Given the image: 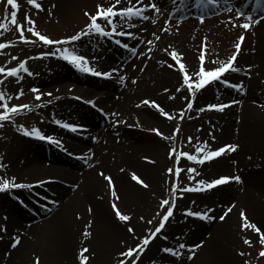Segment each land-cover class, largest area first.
I'll return each mask as SVG.
<instances>
[{"label":"bare ground","instance_id":"obj_1","mask_svg":"<svg viewBox=\"0 0 264 264\" xmlns=\"http://www.w3.org/2000/svg\"><path fill=\"white\" fill-rule=\"evenodd\" d=\"M236 0H231L230 6L233 5V2ZM242 3H245L246 0H240ZM52 2H59L61 6L63 7L61 11L62 13V19L63 20H77L81 24L86 19L79 15L77 13V7L82 6L83 8L89 7L91 9H94L93 12L96 10V5L99 3H105L107 6L108 0H52ZM137 0H133V4H136ZM20 4H23L22 2ZM59 5V4H58ZM165 8H169V2L164 1L163 3ZM141 6V5H140ZM122 7V5H121ZM237 9V8H236ZM234 11V10H233ZM231 13L233 14L234 18H231ZM226 13L222 16V18L211 20L209 22L208 28H212L215 23L222 24L225 28L228 27L229 21L233 22L235 19V13ZM164 22V19L161 17H151V21L148 22L147 30L143 29V32L147 38V45L148 41L155 37V35L161 33L162 24ZM88 23V22H87ZM197 24L201 25V23L197 22H189L188 24L184 25L182 33L178 34L175 38H169L165 37V40L167 43H173L177 49V51L182 54L183 59L185 63L188 65V67L193 68L195 61L192 57L193 52H195V49L197 46H193L191 50H188L183 46V44L186 45H198L199 41L203 38L202 32L203 30H199L195 28ZM85 25V24H84ZM192 25V26H191ZM191 26V27H190ZM40 32L44 33L47 36L52 37L53 35H49L48 31H52V27L50 29H40ZM155 33V35H153ZM225 34V35H224ZM234 30L224 29L222 31L221 35H218L215 37V41H209L208 44L214 45H222L221 51L223 55L216 56L218 60H220L223 56L226 55L228 50H230L231 46H235L234 40ZM165 34H163L164 36ZM248 36L250 38V41L252 43L248 44L250 45V49L248 47L243 48V54L249 53V57L252 58L255 62L254 69L261 68L262 71H264V21L260 23L259 25H254V28L249 31ZM54 37V36H53ZM233 41V45H231V42ZM23 44V43H22ZM172 45V44H171ZM230 45V46H229ZM174 47V46H173ZM22 48H25V46H22ZM28 48V46H27ZM38 48V47H37ZM7 51V50H5ZM20 52V50H19ZM32 53L35 51H31ZM213 53V52H212ZM160 54H164L163 48H160ZM105 58L107 61H116L117 57L105 53ZM162 55V57L164 56ZM10 53H6L5 57L8 59L10 57ZM156 50L152 51L151 58L153 62L156 60ZM168 57L170 55H167ZM98 57H102V54ZM245 61H249L248 58H245ZM146 66V67H145ZM131 67V66H130ZM150 66L148 65V58H144L142 62V68L145 69V72L148 70ZM153 66H151L150 69H152ZM172 70V71H171ZM175 69L168 68L164 66V70H162L161 65L155 69L154 72L147 73V75L141 76V85L137 88L136 93L137 94H144L149 93L156 99L160 100L162 104L166 106V109H171L172 104L168 102V97L164 96L162 93L161 96H157V92L161 85H169L171 88H174V85L179 80L178 75L175 73ZM170 71V72H167ZM144 72V73H145ZM141 73L136 72L135 75H138ZM257 73L251 74L252 81H250V91H254L257 87L256 82H253L254 79H256ZM51 78H53L54 81L60 80V84H63L62 87H59L57 89L52 90H46L42 91V93H45L43 98L48 101H52V97H60V96H70V90H72V87L74 83L78 82H84L82 78H79L77 76H70L67 74L66 71H63L61 73H52L50 75ZM74 78V79H73ZM51 82V81H50ZM154 83V85H152ZM11 81L7 80L5 82V85L7 88H10ZM12 88V86H11ZM109 89L111 92L117 91V86L115 84L107 83L106 87H99V89ZM51 92L52 96L46 95L47 93ZM82 92V87L77 86V89L73 90V95H79ZM98 95V94H96ZM89 96V95H88ZM87 96V97H88ZM90 97V96H89ZM180 96L178 95V98ZM203 98H205L206 101L210 100V96H206L203 94ZM103 100L102 104L104 105V102L106 103V108L110 109H117V111L123 112L125 117L129 119L131 123H135L136 121L142 122L143 124H147L146 126H150L152 124L159 125L163 130H168L170 128V125L168 122H164L163 120L159 119V117L153 113L152 110H144V109H135L134 107L130 106L131 103V97L128 99L129 103L126 102H119L116 103L110 99V95L106 96V98L101 99ZM145 100V99H144ZM69 104V101H66V104ZM70 105V104H69ZM70 107H73L72 109L73 114L76 115L77 119L85 120V121H95L97 118L99 120V123L101 121V117L97 114H95L92 111H86L87 113H79L85 111L82 109V111H77V106H74V104H71ZM253 106H251L249 103H246L245 108V115L244 118L247 119V121L251 124L250 119H253L251 117V113H253ZM247 116V117H246ZM80 117V118H79ZM259 118V122L262 121V116L257 117ZM264 118V117H263ZM149 119L154 120L153 122H150ZM256 122V120H255ZM99 123L97 124V127L94 128V130L98 129ZM253 125V124H252ZM256 124L253 126H249L248 130L245 133H242L240 135V145L241 149L238 154V165L237 167L233 168V170H247V172L251 173L252 178L255 180L253 181L251 178L247 177V180L245 178V184L241 186H232L230 185L224 192H221L220 190L219 196H216L217 200L221 199H234L236 197L240 204L244 206L246 209V213H249V216L256 218L260 216V214L257 212V209L260 206V200L262 197H264V164L261 165L259 168L254 169V172L248 171L249 169L246 168V166L249 164L251 167L260 165V157L261 153H264V142L262 144V141H264V138L262 141H259L258 139V133L260 135L264 136V131H259V128L255 127ZM151 127H154L153 125ZM119 131H124L129 134V136H126L124 134L125 138V146L124 147H117L118 144L116 143V147L112 144V137L109 135L110 140V149L112 152L116 153V157L114 162L112 160H109V163L105 159L94 160L90 162L92 165L91 168L87 166L86 169V176L81 179L79 177L74 176V167H72V162H68L67 159L62 158L60 155L56 153H52L51 161L53 164H51L48 167H45L42 165L43 158L38 154V152H35L34 157L32 160L27 159L26 167H23L19 170L24 174L23 178L30 177L31 179L40 178L45 175H58L62 176L64 180L69 181L70 185L65 189L62 187H58L59 185H51L48 186L49 190L52 191L54 188L59 190L58 195H54V199L59 201H62V205L57 207V211L54 215L51 216V218L46 217V213L43 211H36L35 213L28 214L27 212H17V207H13L12 202H7V200L4 199V197L7 196H0V211H2L1 215H5V220L1 219V223L3 226H6L7 232H23V238L24 240L21 242H25L23 244L27 247L25 250L19 254L20 250L22 248H17V250L14 251L18 255V258L16 261H13L11 263L13 264H35L37 258H33V261L31 263L28 262V252L26 250H29L31 248H34L35 244H29L26 239V236H35L37 242L39 241V244L37 245V248L45 243L46 249L50 250L54 248L55 254H58L59 258V264H62L61 260L62 258L67 259L68 261L65 262L66 264H77V254L81 246H87L93 250L94 257L92 259L91 264H106L108 260L114 259L116 255L120 254L119 252H116L118 250V243L116 242H125L126 246L130 244V241H132V237L124 232L122 222H120L115 216L111 218L109 215L107 206L105 204L106 201V194H105V185L104 184V177L100 176L99 173L103 172L104 174L111 175L113 182H115V187L117 190L118 195L120 196L119 206L120 209L126 212L128 215L133 216V222L139 226V224L136 222L139 218L144 217V215L152 214V211L154 212V217L156 212L159 210V208L154 207L152 205L154 202H151L149 199V192H145L147 190L151 189V186L154 190L157 192H164V190L167 188L166 180L165 178H162L161 176V170L154 169L152 166L141 164L138 161V157H135L136 152L139 151V153H142V151H148L152 155H154L158 161V165L161 168L162 166H166L169 162L166 159V156L163 155L164 148H166L165 142H154L150 140L149 136L142 135L135 131H127L125 128L121 127ZM261 132V133H260ZM154 142V143H153ZM68 148H73V145L70 142H67ZM133 149V151L128 154L125 153V150ZM37 150V149H35ZM253 150L252 152H250ZM258 151V153H257ZM135 152V153H134ZM27 153V148H23L19 146L16 147V149H10L7 147V153L6 156L9 158L13 165H15L18 161V157L20 155H25ZM251 154L246 155L245 154ZM251 156L252 159L249 160L248 157ZM137 159V160H136ZM255 160V162H254ZM118 161L124 163V165H128L129 167H133L134 169H129L126 172V168L129 167H123L121 164L118 166L120 169L115 170L114 167L118 163ZM82 164L86 165V161H82ZM112 164L110 165V163ZM257 162V163H256ZM221 166L220 168H217V166ZM218 165H210L216 173H221V171H224L222 167L228 168L229 162H221ZM18 166V165H17ZM208 166L207 168H209ZM123 167V168H121ZM206 168V169H207ZM121 169H124L122 172ZM14 170H16V167H14ZM160 171V172H159ZM256 171V173H255ZM136 172L137 174H142L144 179L148 180V182L151 183L150 187L141 192H138V189L135 185L129 182L128 175L130 173ZM259 172V173H258ZM113 175H112V174ZM248 173V174H249ZM106 175V176H108ZM141 175V176H142ZM246 177V176H245ZM41 180V179H40ZM38 181V180H37ZM37 181H31L32 183H36ZM175 182V181H173ZM138 187V186H137ZM108 189V186H107ZM247 189V190H246ZM256 190V191H255ZM50 195V193H49ZM200 197L201 199L197 198V201L193 200L190 203H193L195 205H204L209 200V197ZM108 198H109V191H108ZM4 202H7L8 204L3 205ZM91 206L93 209L92 213L88 212V207ZM122 206V207H121ZM78 212V214H82L83 216H77L75 214V218L73 217L75 212ZM229 219V222L225 220V225H214L211 228L207 230V233L211 234L210 240L207 241V245L202 248L201 255L198 260L195 259V261L187 262L186 264H202L205 262V260L209 261H216L217 264L219 262L221 264H224L227 262V256L228 251L223 250L224 248L221 246L220 242L223 238L228 239L231 242L227 243V246L229 244H233L234 242H238L237 240V233L240 232L237 230V227L233 225L235 223L236 219L234 218L235 215H232ZM78 217H83V219H78ZM262 217V216H261ZM84 218H87L88 220H84ZM18 219H23L26 223H30L31 221H36L34 225H31L28 229H26L25 225H19L17 223ZM54 221V224H53ZM88 222L93 223V228L91 231L93 232V236L91 238H86L83 236V232L85 230V225ZM188 224V223H187ZM187 224L183 223V219L180 218L177 222L171 224L170 226V233L173 234L175 232H181L184 227H187ZM52 225V226H51ZM144 226V225H143ZM232 226H235L232 229ZM74 228L75 230H73ZM142 228V226H141ZM235 236L233 233H235ZM184 233V232H182ZM186 238H193L192 234L184 235ZM3 240H0V242H11V238L13 236H3ZM106 245H113V248L108 250ZM225 246V245H224ZM4 247V245L0 244V250ZM39 252H43L45 255V261L47 260V256L50 257V255L42 250H39ZM220 252V254H219ZM199 253V254H200ZM219 254V255H218ZM1 256V254H0ZM13 256V255H12ZM120 256V255H119ZM3 258H5L3 256ZM44 258V257H43ZM149 258L151 259H161L157 253L156 250L151 249L149 251ZM12 259H3V262L7 263ZM13 259H16L14 257ZM230 260L235 259L233 256L230 257ZM42 264V263H41Z\"/></svg>","mask_w":264,"mask_h":264},{"label":"snow or ice","instance_id":"obj_2","mask_svg":"<svg viewBox=\"0 0 264 264\" xmlns=\"http://www.w3.org/2000/svg\"><path fill=\"white\" fill-rule=\"evenodd\" d=\"M212 3H216L217 0H210ZM256 2L259 4L262 2V0H256ZM7 5L13 9L11 12V25L16 27V30L19 34V41L24 44H35L37 43V40L42 42L45 46H56V45H72L76 42H80L83 40L86 36H91L93 34L99 36V37H106L111 38L114 35L119 36H132V33H126L124 31H118V24L116 23L117 18H120L124 21H131L133 18H139L140 20H148L149 16L146 15L149 11H154L156 13L161 12V8L158 6V3L151 2L149 0L148 3H145V0H137L136 4H133V0H108L107 6L105 3H99L96 5V10L94 12L92 11H86L84 15L88 18V23L86 27L82 28L78 33L67 37L65 39H53L45 34H42L37 29V23L36 20L33 19L31 16L26 15L25 16V23H18L17 15L18 11L20 9V4L18 3V0H6ZM27 3L31 5L34 9H36L38 12H42L45 9L42 7V4L37 2V0H27ZM122 4H127V6L121 7ZM142 5V6H140ZM53 8L56 6L53 5ZM229 12L232 11L231 8L227 9ZM245 13L241 12L240 16L245 17ZM261 20H264V15L260 17V19L254 18L252 15L246 16V21L241 24H235L229 21L230 25L232 27H240L245 30V32H248L252 29L253 25H259L261 23ZM201 24L204 23V19H200L199 21ZM107 26H110L111 30H107ZM135 26V25H133ZM10 30L7 25L3 26V30H0V36L4 34V31ZM164 32H168L169 29L167 27L163 28ZM178 31V29H177ZM25 32H28L31 34L32 37L37 38L36 40L30 39L27 36H25ZM155 35V33H153ZM156 39L160 40L161 37L159 35H156ZM245 35H240L238 38V42L235 44V52L230 56V58L227 61H220L218 59H212L209 55V44H208V38H204V46H203V52L199 56V67L194 73V76L196 79L194 80L193 75L189 74V71L186 68L185 63H181V60L183 59L182 54L179 52L173 50L169 54L171 56V59L175 63H168L165 66L168 68H176V64H179V68L176 69L178 71H181L183 74V85L190 90L191 100L187 104V108L185 111H190L194 108L197 100V93L200 90H205L207 86L215 83V82H222L226 84L227 86L240 91L244 88L243 84H237V83H231L228 81L225 77L229 73H237L241 71L239 67H237V60L238 57L241 55L242 47L245 42ZM115 43L117 45H121L124 48H128V44L124 43L121 44L120 40H116ZM148 44H152V41L149 40ZM14 44L12 42L8 43H0V55H3L4 49H8L10 47H13ZM132 53L135 54L136 49H131ZM165 51L167 52L168 49L166 48ZM149 52H151V48H149ZM59 53V55H57ZM218 55V54H217ZM45 56H54L58 59H62L66 61L68 64L75 67L80 72L91 74L92 76L97 77H103V78H111L112 73L116 71V69H113L112 71H100L97 70V68L91 66L89 59L82 54H77V51L75 49L69 50L68 47H57L54 51L43 53L41 57L44 58ZM36 57H30L29 59H35ZM148 59H151V56L148 57ZM12 60H19V57L12 56ZM206 63H211L212 65H220L217 67H213L211 69H207L205 67ZM161 64L164 65L165 62L161 61ZM28 60H23L19 63L18 67H0V76H3V79H0V87L5 85V82L8 80V78H16L17 82L22 79L20 77V72L23 71L28 76H33L34 73L29 70ZM146 67V66H145ZM248 76L249 79L251 78V68L248 69ZM125 77L121 76L120 80L123 82ZM133 84L137 83L136 80L132 81ZM184 87L178 88L177 91H184ZM30 91L35 94V100L40 101L45 93H41L40 89L38 88H31ZM166 91H169L166 89ZM24 95L23 88H20L15 95V99L19 100ZM46 95L52 96V93L49 92ZM11 97L7 95V93L3 90H0V128L5 127V122H11L12 118L16 115H19L24 110L32 111V106L28 104H13L10 106L9 100ZM76 99H81L80 97H76ZM171 99H176L175 96H172ZM189 97H185V100H188ZM89 103H92L93 107H95V102L90 101ZM231 103H239V101H232ZM230 104H214L210 103L206 105V107H200L198 109L199 112H205V111H220L223 112L225 108L230 107ZM144 105L151 104L152 107L156 108L161 115L167 117L169 120H175L176 117L171 115L170 113L166 112L163 107H161L159 104H157L155 101H143ZM137 107H140V105H137ZM261 107H264V105H261ZM103 111V110H101ZM112 116H118V113H112ZM180 119H184V114L181 113ZM127 123L126 121H116V124L119 123ZM57 124H61L60 121H56ZM61 126L65 129L70 130L71 132H76L78 130V126L70 124V123H63ZM24 136L33 137L35 139L46 141L51 144L59 145L61 142L52 136H47L37 127H32L31 129L24 127L23 125L19 126V129ZM158 136H161L164 140H169L170 137L167 135H164L162 132H160L159 129L153 130ZM199 131V130H198ZM181 132V129L177 127L175 129L176 135H179ZM211 135V133L209 134ZM192 137H187V140L189 143L192 141ZM213 141L215 140V137L212 136ZM238 144H226L224 146H221L217 148L216 150H211L209 148V145L207 142L204 143V147L200 148L197 147L196 151L201 154V157L198 158L197 155L189 154L186 151L179 152L177 154V149L173 147L169 152V159L176 158L174 160L175 167L174 168H168L167 172L170 176H174L175 181H179L180 175L185 169L180 167V158L186 157L187 161L194 162L199 165L205 164V162L213 161L225 154L228 153H235L239 149ZM146 161L151 164H155V160H150L149 158L145 157ZM249 160L252 159L251 156L248 157ZM235 163V162H234ZM5 168V165L0 162V169ZM123 172L124 169H121ZM188 173V179L189 180H195L197 176H200L201 173L197 171L196 168L190 167L187 169ZM194 174V175H193ZM100 176L104 177V179L108 182L109 186L111 187V194L114 197V202L112 203V209L114 210L116 218L123 222L126 226L130 224V222L133 220L132 215L125 214L121 211L120 207L117 206V203L115 201L120 200V196L117 193L115 184L112 180L111 176H106L103 172L99 173ZM131 179L138 183L140 186H142L144 189H148L150 185L145 182L139 175H137L135 172L131 174ZM232 182H235L236 184H243L244 181L240 175H234V176H220L219 178H214L211 180H205L200 179L196 182L195 185L192 186H185L181 187L179 183L174 182L173 187L171 189V192L169 193L168 197H165L160 200L159 210L156 212V224L157 226L154 229H149L148 234L145 235L142 239L138 236H136V230L133 227H127V232L131 234L138 243L133 247H128L126 250L122 251L120 253V256L123 259H119L117 261V264H141L140 258L144 255V253L148 250V246L152 244V242L158 237L162 236L163 239L167 240L168 236L164 234V230L166 226H170V220L174 217V213L177 208V200L183 198V193H189V192H206L211 191L218 186L222 185H228ZM30 185L25 183H17L16 178L12 177L10 179H2L0 180V192H8L11 189H24L28 188ZM177 192L181 193L180 196H177ZM236 207L235 204H231L226 208V210L223 212L222 215L218 217V219L223 222L225 221L226 217H228L229 213L233 211V209ZM93 209L91 206L88 207V212L92 213ZM214 209H208L206 212H200V211H193L192 209H187L185 211V215L188 217H195L202 221H214L217 219L215 215H211L209 213L214 212ZM240 216L243 220L242 224V230L247 232L251 230L252 232L258 234V244L260 246L258 250V258H264V231L261 230L260 227L257 226L256 223H253L249 220L246 212L244 210H241ZM78 219H83V217H78ZM141 220H144V217L140 218ZM148 224H153V220L149 219L146 221ZM93 228V223L88 222L85 225V230L83 232V236L86 238H91L93 236V232L91 229ZM6 226H0V232H6ZM3 236L0 235V240H3ZM243 243L247 245L248 248H256V244L253 242V240L247 236L243 237ZM21 244V237L20 235H16L11 238L10 248L16 249ZM204 247V243H196L192 245H187L186 243H179L178 248H173L169 246H163L159 249V251L163 254H166L168 257H173L177 261L180 262V264H184V261L182 260V257L185 255L184 251L186 250L187 260L192 261L196 258L197 251ZM6 255H10V253H7ZM240 257H251L253 254L252 252H246V251H240L238 253ZM94 258L93 250L87 246H81L78 254H77V264H91L92 259ZM35 264H41L40 259L37 258ZM152 264H155V261H152ZM244 264H253L252 259H246L244 261Z\"/></svg>","mask_w":264,"mask_h":264},{"label":"rangeland","instance_id":"obj_3","mask_svg":"<svg viewBox=\"0 0 264 264\" xmlns=\"http://www.w3.org/2000/svg\"><path fill=\"white\" fill-rule=\"evenodd\" d=\"M18 1H21L23 4H20V9H19V11H18V15H17V19H18V23H20V24H22V23H25V16L26 15H29V16H31L33 19H35L36 20V23H37V29L38 30H40V29H42V28H44V29H50L51 27H52V31H48V34L49 35H53L51 38H53V39H65V38H67V37H70V36H72V35H74V34H76V33H78L82 28H84V27H86V25H87V22H88V18L84 15V13L86 12V11H92L93 12V10L94 9H91V8H89V7H85V8H83L82 6H79L78 5V7H77V13H79V15H81L82 17H84L86 20L83 22V23H81V24H78L79 22L77 21V20H71L70 21V19L68 20H63L62 19V13H61V11L62 12H64L63 10H62V6H61V4L59 3V2H52V0H37L39 3H41L42 4V7L45 9L44 11H42V12H38L36 9H34L31 5H29L28 3H27V0H18ZM59 4V5H58ZM53 5H55L56 7L55 8H53L52 6ZM13 11V9H11L8 5H7V3H6V0H0V30H3V26H5V25H7L8 26V28H10V30H6V31H4V34L2 35V36H0V43H8V42H12L13 44H14V46L12 47V48H10L9 50L10 51H8V54L10 53V57L7 59L6 57H5V54L6 53H4V55H0V67H8V68H11V67H18V65H19V63L22 61V60H28L29 62V64H28V67L30 66V64H33L34 63V60L35 59H29L30 57H36V56H39L40 54H42V51H43V45H42V43L40 42V41H38L37 40V43H35L36 45H34V44H29L28 45V48L27 47H25V48H22V45L21 44H19V34H18V32H17V30H16V27L15 26H12L11 25V12ZM85 24V25H84ZM234 29H236V27H234ZM42 33V32H41ZM42 34H44V33H42ZM220 34H222V32L220 33ZM225 35V34H224ZM241 34L239 33V32H236L235 34H234V40L233 41H235V44L238 42V38H239V36H240ZM25 36H27L28 38H30V39H34V40H36L37 38H35V37H32L31 36V34L30 33H28V32H25ZM50 37V36H49ZM167 37H169V36H167ZM212 37H214V35H212ZM169 38H171V37H169ZM91 40V39H90ZM89 40V41H90ZM247 41H246V44H245V46L244 47H248L249 49L251 48L250 47V45L248 46V44H250V43H252L251 41H250V38H249V36H248V38L246 39ZM160 41H162V44L161 45H163V49H164V51H165V49L167 48L168 49V51L167 52H165V55L164 54H162V55H164L163 57H162V55L160 54V52L158 51V47L160 46ZM164 41H166L165 40V38L164 37H161V39L160 40H158V41H156V42H154L149 48H151V52H149V48H148V50H147V53H152V51L155 49L156 50V54L159 52V55H160V59H158V60H156L155 62H150V64H149V68H148V70L145 72V74H139L136 78L133 76V77H131V79L132 80H138V79H141V76H145V75H147V73H149L150 72V74H151V72H154L155 71V69L157 70V68H158V63H160L161 61H164V60H166L168 63H174L173 61H169L168 60V56L167 55H170L169 53L171 52V51H173V50H175V51H177V49H176V47L177 46H171V43H164L163 44V42ZM233 41L231 42V45H233ZM86 42H88V41H86ZM201 42V40L199 41V43H198V45H197V48L195 49V52H193V54H192V57L194 58L193 60L195 61V63H194V66H195V68H196V70L198 69V67H199V56H200V53H201V50L203 49V46H202V43H200ZM89 43V42H88ZM84 44V43H83ZM183 46L185 47V48H187L188 50H191V49H193L192 47H188V45H186V44H183ZM230 46V45H229ZM38 47V48H37ZM235 47V46H234ZM233 46H231L230 47V50H228V52L226 53V55L225 56H223L222 58H224V60L223 61H227L229 58H230V56L233 54V52L235 51V48H234ZM217 49V50H216ZM221 49H223L222 48V45H221V47L220 46H218L217 47V45L215 44L214 46H213V53L215 54L214 55V57H216V56H218V55H223V53H222V51H221ZM19 50H20V52H19ZM194 50V49H193ZM216 50V52H214ZM31 51H35V52H31ZM41 52V53H40ZM178 52V51H177ZM250 53V52H249ZM249 53H245V55L243 54L242 56H241V58L239 59V61L237 62V67H239L240 69H242V70H244V72L243 73H240V75L238 76V77H233L232 79L230 78V76L228 77V80L229 81H241L242 79H246V81H247V76H248V69L249 68H251V74L253 75L254 73H257V76H256V79H254V81L253 82H256V84H257V88L253 91H250L249 93H248V95H247V99L251 102V100L253 101H259V100H263L264 101V71H262L261 70V68L263 67V66H261V68H258V69H254L253 70V68H254V65H255V62H254V60L252 59V58H250L249 57ZM218 54V55H217ZM83 55V54H82ZM12 56H17V57H19V60H12ZM149 57V56H148ZM214 57L212 56V58L214 59ZM245 58H248L249 59V61H245ZM116 62V61H115ZM114 62V63H115ZM165 62V61H164ZM114 63L113 64H110V65H107V66H104V68L103 69H107V68H109V67H113L114 66ZM211 64V63H210ZM151 66H153V68L152 69H150L151 68ZM215 67H217V66H220L219 64L218 65H214ZM211 68H213V67H211ZM163 70V69H162ZM189 70V73H191V74H193V72H191V69H188ZM264 70V69H263ZM132 72H133V70H132ZM167 72H170V71H167ZM142 73V72H141ZM177 75H178V77H179V80L177 81V83L174 85V91H176L177 92V89L178 88H181V87H184V85L182 84V82H183V74H182V72L181 71H177ZM249 77V76H248ZM4 77L3 76H0V79H3ZM252 80V79H251ZM251 80H248V83L251 81ZM11 81V84L10 85H12L13 83H14V81L12 82V80H10ZM17 81V80H16ZM21 80H19V82H20ZM247 83V82H246ZM17 84H18V82H17ZM141 85V81H140V83H139V85H138V87ZM152 85H154V83H152ZM6 85H4V86H2V87H0V90H2L4 87H5ZM14 86V85H13ZM248 87L250 88V84H248ZM166 89H173V88H171V86H169V85H161L160 86V88H159V90H158V92H157V96H161V94L163 93L164 95H166V96H169V94H170V91H166ZM16 90H18V87H15L14 88V95L16 94ZM185 91V90H184ZM10 93V92H9ZM8 93V89H7V95L9 96V97H11V98H15V96L14 95H10ZM94 94V93H93ZM207 94H213V91H212V89L211 90H209L208 92H207ZM131 95V94H130ZM94 96V95H93ZM128 96V95H127ZM127 96L125 97V99L124 100H122V99H120V95H119V93H113L112 95H111V100L112 101H114V102H116V103H119V102H126V103H129V102H127ZM232 96L233 97H235V95H234V93L232 92V93H230L229 94V96H228V100H231L232 99ZM27 97V96H26ZM30 96H28L27 98H29ZM252 97V99L250 100V98ZM26 98V99H27ZM143 99H145V100H147V99H149L150 101L151 100H155V102H157V103H159V105L160 106H162V107H164V109L166 108V106L164 105V104H161V102L158 100L157 101V99L155 98V97H153L152 95H150L149 93H144V94H136L135 96H132L131 97V103H130V106L131 107H133V105L135 106V105H138ZM213 100H214V98H213ZM11 102V100H9V103ZM250 102H246V103H249L250 104ZM258 103H261V104H263L262 102H258ZM13 104H18V100L16 99V101H12L11 102V104L10 105H13ZM244 105H245V103H244ZM251 105V104H250ZM183 106H184V104H183V102L181 103V104H179L177 107H175L174 108V110H172L171 112L172 113H175L176 114V112H181L182 111V109H183ZM251 106H253V105H251ZM246 107V106H245ZM254 108H253V113H251V117L253 118V119H250V122H251V124L247 121V119H245L243 116H242V118H243V125H242V130H241V133L243 132V133H245L247 130H248V127L249 126H253L254 124H256V126L255 127H257V128H259V131H260V129H261V131H264V108H260V107H257V106H253ZM78 109H81L82 108V106H78L77 107ZM107 110V109H106ZM147 110H151V109H147ZM108 112H109V114L111 113H116V112H110L109 110H107ZM166 111V110H165ZM243 112H244V109H243ZM154 113V112H153ZM110 114V115H111ZM154 114H156V113H154ZM159 118H160V115H158V114H156ZM243 115H245V112H244V114ZM259 116H262V121H260L259 122V118H257V117H259ZM229 117V115H227V116H223V117H218V116H215V115H213V118L217 121V120H219L220 118H222L221 119V121H227V118ZM247 117V116H246ZM217 118H219V119H217ZM255 120H256V122H255ZM119 121H126L127 123V125L125 126L126 127V129H128L129 131H135V132H138V133H140V134H142V135H145V134H148V133H146V132H141V131H147V132H149V135H150V133H151V129H153L154 127H151L152 125L153 126H156L155 124H152V125H150V126H146L147 124H143L142 122H138V121H136L135 123H131L130 121H129V119L127 118V117H122ZM201 122H203V125H202V123ZM122 123V122H121ZM121 123H119V125L121 126ZM232 123H234V125H233V127H232V129H231V126L229 125V121H228V124H227V127L228 128H230L231 129V133H230V135L229 136H227V137H225V138H221L220 137V143H225V144H229L228 142H234V137L236 136V132H238L237 131V128H236V126L237 125H235V123H236V117H233L232 118ZM189 126H190V128L192 129V133L191 134H193V135H198L197 133H199V134H201L202 136H203V138H205V137H207L208 136V128L207 127H205V121H199V122H196L195 120H194V118H190V121H189ZM191 124H193L192 126H191ZM253 124V125H252ZM128 126V127H127ZM199 127H201V128H203L204 129V132H202V133H200L199 131H198V128ZM171 128H172V126H171ZM171 128H170V130H171ZM138 130V131H137ZM261 133V132H260ZM111 137H113L112 138V144H114L115 146H116V143L118 144V146L117 147H124L125 146V143L124 142H122V140H123V138L120 136V137H118V138H116L115 136H114V134H109ZM149 135H147V136H149ZM150 137V140L151 141H154V142H161V140H159V138L157 137V136H152V135H150L149 136ZM263 138H264V136L263 135H260L259 133H258V139H259V141H262L263 140ZM120 139V140H119ZM17 141V143L19 144V145H21V141L19 140V139H17L16 140ZM7 141H5L4 143H2V144H5ZM153 142V143H154ZM263 142L264 141H262V144H263ZM12 144H14V145H12ZM11 145V148L12 149H16V147H15V144L16 143H12ZM101 145H105V146H109V140H107L106 142H102V144ZM170 148H172V147H166V148H164V151H163V155L164 156H166V157H168V153H169V150H170ZM190 148H192V149H194L195 147L194 146H192V145H190ZM133 151V149H129V150H125V153H128V154H130L131 152ZM253 150H251L250 152H252ZM0 152H4V150H2V151H0ZM135 153V152H134ZM237 153H239V151L237 152ZM257 153H258V151H257ZM237 155V154H236ZM246 155H251V154H249V153H247V154H245L244 156H245V159H246ZM251 156H253V155H251ZM135 157H138V161L141 163V164H145V165H151V164H148V163H146L144 160H145V157H147V158H149L150 160H155L156 161V165H154V166H152V168H154V169H158V170H161V176H162V178H165L166 180H169V179H173L174 178V176H170L168 173H167V170H168V167H170V166H162L161 168L159 167V165H158V161L159 160H157V158L154 156V155H152L150 152H148V151H142V153H139V151H137L136 152V155H135ZM110 158H111V160H112V162H114V160H115V158H117L116 157V155L113 153V154H110L108 157H107V160H110ZM236 158V156L235 157H233V158H231V159H229L228 160V162L230 163L232 160H234ZM137 160V159H136ZM45 160H43L42 161V165H44L45 164ZM112 162L110 163V165L112 164ZM254 162H255V160H254ZM259 162H262V163H259L260 165H258V166H255V167H253V165L250 167L249 166V164L246 166V168L247 169H249L248 171H251V172H254V169H257V168H259L261 165H263L264 164V153H261V157H260V161ZM23 163H24V161H23V156L22 155H20L19 157H18V161H17V163L15 164V165H13V164H10V165H8V164H6V167L4 168V171L6 172V173H8V174H11V175H13V176H15V178L18 180L19 179V181H21L22 180V178L24 177V174H26V173H22L21 174V172H20V170H19V168L17 167V165L19 166H21V165H23ZM118 163H119V165L122 163V162H120V161H118ZM257 163V162H256ZM123 165V167H129L128 165H124V163H122L121 164V166ZM170 165H172V163L170 162ZM13 167H16V170L17 171H15V170H13L12 168ZM24 167V166H23ZM123 167H121V168H123ZM115 168V170H119L120 168L118 167V164H116V166L114 167ZM217 168H220L219 166H217ZM129 169H134L133 167H129V168H126V172H127V170H129ZM23 170V169H22ZM15 171V172H14ZM214 170H213V168H210V169H208L207 171H206V173H208V175H207V177L208 176H210V177H213V178H218V177H220V176H224V175H227V176H234V175H236L235 174V172L237 173V175H240L241 177H242V179H243V181H244V183L243 184H245V178H246V180H247V177H249V178H251L253 181H255L253 178H252V175H250L251 173H249V172H247V170H244L245 172H242V171H237V170H233L232 171V166H229L228 168H225L224 169V171H221V173H219V174H215V175H213V172ZM23 172H24V170H23ZM160 172V171H159ZM242 172V173H241ZM249 173V174H248ZM255 173H256V171H255ZM259 173V172H258ZM257 174V173H256ZM142 174H140L139 176L143 179V180H145V182L146 183H148L149 185H151V183L150 182H148V180H146V179H144V177H143V175L141 176ZM46 176H51V175H45V176H43V177H40V178H35V179H31L30 177H28L27 179L29 180V181H34V180H38V179H42V178H44V177H46ZM130 176H131V174L128 176V179H129V182L130 183H132V181H131V179H130ZM246 176V177H245ZM2 179H10V178H7L6 177V175L5 174H1L0 173V180H2ZM104 184H105V182H104ZM133 184V183H132ZM134 185V184H133ZM166 185H167V188L164 190V192H157L156 190H154L153 189V187L151 186V189L150 190H147V189H141V188H139V187H137V185L135 184V186H136V188L138 189V192H141V190L142 191H145V190H147V191H145V192H149V194H147L148 196H149V199L151 200V202H154L152 205H154V207H157V208H159V205H160V200L161 199H163V198H165V197H167L168 196V193H169V191L172 189V187H173V184H172V182H168V181H166ZM237 185H242V184H237ZM229 187V186H228ZM227 187V188H228ZM242 187V186H241ZM227 188H224V189H222L221 191L223 192V191H225ZM247 190V189H246ZM256 191V190H255ZM105 194H106V201H105V204H106V206H107V209H108V212H109V215L111 216V218H113L114 216H115V213H113L112 212V210H111V204H112V202H111V196H110V192H109V198H108V189H107V184L105 185ZM112 195V194H111ZM216 196H219L218 194H212V195H210V198H209V200L207 201V203L203 206V208L201 209V212H206V211H208V209H211V208H213V209H215V211H214V213L212 214V215H215L216 217H217V219H215L213 222H212V224L213 223H219L218 221H220L219 219H218V217L220 216V215H222L223 214V212L226 210V208L228 207V206H230L231 204H235L236 205V207H235V213L233 214V215H235L234 216V218L236 219V221H235V223H233V225H235L236 227H237V230H239L240 232H238L237 233V240H238V242H234L233 244H229V246H227V243L228 242H231L230 240H228V239H224L223 238V240L222 239H220L221 240V242H220V244H221V246L224 248L223 250H226L227 249V251H228V256H227V262L226 263H224V264H244V261L246 260V259H252V261H253V264H264V258H258V250H259V248H260V246H259V244H258V234H256V233H254V232H252L251 230H249V231H247V232H245V231H243L242 230V224H243V221H240V218H241V216H240V212H241V210H244L245 211V207L244 206H242L241 204H240V202H239V200L236 198V197H234V199H221V200H217V198H216ZM122 207V206H121ZM122 212L123 213H125L126 214V212L125 211H123V209H122ZM246 212V211H245ZM257 212L260 214V216L259 217H257V219L256 218H253V217H251V216H249V213H246L247 214V216H248V218H249V220L251 221V222H253V223H256L257 224V226L258 227H260L261 228V230L262 231H264V197H262L261 198V200H260V206H259V208L257 209ZM1 213H2V211H0V223H1V219H3V215H1ZM75 214H77V216H83L81 213L80 214H78V212L76 211L75 213H74V215H73V217L75 218ZM146 218L144 219V220H141L140 218L136 221L138 224H139V226H137L134 222H133V220L130 222V224L129 225H125L123 222H122V225H123V229H124V232L126 233V234H128V235H130L131 237H132V241H130V244L129 245H127L126 246V244H125V242H116V244L118 243V250L117 251H115V253L116 252H122V251H124V250H126L128 247H133V246H135L137 243H138V241L135 239V238H133V236L131 235V234H129L128 232H127V227H133L135 230H136V236H138V237H140V238H143L145 235H147L148 234V230L149 229H153V228H155L156 226H157V224H156V217H154V212L152 211V214H149V215H144ZM262 216V217H261ZM116 217V216H115ZM231 217H233V216H230L229 218H228V220H227V222H229V219L231 218ZM149 219H152L154 222H153V224H148L146 221L147 220H149ZM4 220V219H3ZM84 220H88L87 218H84ZM218 220V221H217ZM221 222V221H220ZM225 222V221H224ZM226 222V223H227ZM36 223V221H31L30 223H25V226H26V229H28L31 225H34ZM189 223V222H188ZM225 223V224H226ZM53 224H54V221H53ZM207 224L209 225L210 224V221H207ZM210 225V227L209 228H211L213 225ZM225 224H223V225H225ZM2 224H0V226H1ZM144 225V226H143ZM190 225V224H189ZM202 225H204V224H201V223H196V225L195 226H202ZM222 225V224H221ZM52 226V225H51ZM141 226H142V228H141ZM191 226H194V225H190L189 227H191ZM235 226H232V229L235 227ZM73 230H75L74 228H72ZM204 235L205 234H209V233H207V232H204L203 233ZM234 234V236H235V234H236V232L235 233H233ZM244 236H247V237H249V238H251L252 240H253V242L256 244V248H248L247 247V245H245L244 243H243V237ZM22 237H23V232H22ZM23 238H25V237H23ZM203 238V237H202ZM26 239H27V241H29L28 243L29 244H35V246H34V248H31V249H29V250H26L27 252H28V262L29 263H31L32 261H33V258H39L40 259V262L42 263V264H59V258H58V254H55L56 252H55V250H54V248H52V249H50V250H47L46 249V246H45V243H43L42 245H40L38 248H37V245L39 244V241L37 242V240L38 239H36V237L35 236H26ZM24 240V239H23ZM22 240V241H23ZM200 240V238L199 237H196V238H194V240H192L193 242H198ZM23 242H21V244L20 245H22L21 246V248L23 247V244L25 243H23ZM5 248L4 249H6L7 247H9L8 246V244H9V242H5ZM168 245H170V243L169 242H162L161 240H159V238L154 242V243H152L150 246H148V249H154V250H157L156 252L159 254V255H162V253L159 251V249L161 248V247H163V246H168ZM225 245V246H224ZM27 246L26 245H24V247L22 248V250H20V252H19V254H21L24 250H25V248H26ZM106 247L108 248V250H109V248H110V250L113 248V245H106ZM206 247V246H205ZM204 247V248H205ZM20 248V249H21ZM24 249V250H23ZM38 249L39 250H42V251H44V252H46V253H48L49 255H50V257L51 258H49V256H47V260L45 261V255L43 254V252H39L38 251ZM246 251V252H252V256L251 257H240L239 255H238V253L240 252V251ZM7 251V250H6ZM149 251H146L145 253H144V255L142 256V261H143V264H152V261H153V259H151V258H149V253H148ZM18 254V255H19ZM219 254H220V252H219ZM218 254V255H219ZM13 256H12V259L9 261V262H7V263H5V262H3V259H0L1 261H0V264H13V263H11V262H13V261H16L17 260V258H18V255L16 254V253H13L12 254ZM120 254H118V255H116L115 256V258L113 259H111V260H108L107 262H106V264H117V261L119 260V259H123L121 256H119ZM200 255H201V253L197 256V258H196V260H198L199 258H200ZM5 257L6 258V255L4 254V252L1 254V256L0 257ZM231 256H233L234 257V259H235V262H234V260L232 261V260H230V257ZM14 257H16V259H13ZM44 257V258H43ZM5 258H4V260H5ZM95 258V257H94ZM145 258H146V260H145ZM68 261V257H67V259H64V258H62V260H61V262H62V264H66L65 262H67ZM141 261V262H142ZM167 262V260L165 259V257L163 256L162 257V259L160 260V261H158V263H156V264H165ZM91 263H92V261H91ZM168 264H170V262L168 263ZM202 264H217L216 263V261H209V260H205V262L204 263H202ZM219 264H221L220 262H219Z\"/></svg>","mask_w":264,"mask_h":264}]
</instances>
